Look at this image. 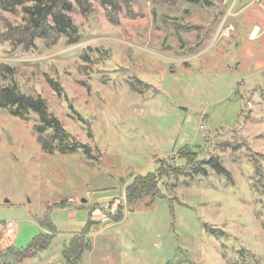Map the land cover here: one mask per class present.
Returning a JSON list of instances; mask_svg holds the SVG:
<instances>
[{"label":"rangeland","instance_id":"1","mask_svg":"<svg viewBox=\"0 0 264 264\" xmlns=\"http://www.w3.org/2000/svg\"><path fill=\"white\" fill-rule=\"evenodd\" d=\"M207 1L133 0L134 18L116 25L94 2L90 15L71 14L78 45L0 46L15 69L0 84L42 97L91 151L50 155L36 116L0 110V223L18 230L0 235V264H67L90 219L83 264H264V0ZM22 16L0 11V32ZM149 173L159 197L129 207L126 187ZM41 232L49 247L20 259Z\"/></svg>","mask_w":264,"mask_h":264},{"label":"trees","instance_id":"2","mask_svg":"<svg viewBox=\"0 0 264 264\" xmlns=\"http://www.w3.org/2000/svg\"><path fill=\"white\" fill-rule=\"evenodd\" d=\"M182 1L192 5L210 4L207 0ZM94 2L100 4L106 12L109 22L114 25L119 23L122 15L128 18L135 16L133 0H0L1 12L13 15L22 14L24 22L23 25L15 27L8 25L5 32H0V46L11 43L22 46L25 50H30L36 47V41H42L50 47L57 45L61 39L66 40L69 46L78 45L81 43L82 37L75 29L71 14L77 9L84 16L90 15L94 12ZM83 58L87 60V57ZM14 73L15 69L0 63L2 76H14ZM48 82L61 96L62 87L60 84L53 80ZM0 110L8 111L11 116L22 121L28 120L31 116H36L38 124L35 125L34 132L38 144L46 153L66 155L82 152L90 158V149L73 140L59 119L49 111L48 104L42 97L27 95L20 91L15 84L11 86L0 84ZM80 120L82 121L81 118ZM227 144L232 143H224V145ZM180 153L181 158L186 160L187 164L196 162L197 154L192 152L190 148H183ZM206 164L217 174L228 175L217 159L212 158ZM171 171L174 174H187L179 169H172ZM198 171L200 170L195 169L193 172L198 173ZM164 175H168V173ZM186 176L190 177L189 175ZM159 194L158 177L153 173L135 178L134 182L126 187V200L131 208H134L139 201L146 197L153 203ZM109 218H112L116 223L120 222L124 218L123 211L120 208L116 215L109 216ZM95 224L90 219L82 233L74 237L70 246L65 248L63 254L67 264H83V255L92 251L88 236L92 233ZM39 225L47 232L56 230L47 219L45 221L40 220ZM47 232L39 233L25 249L18 251L20 259L33 257L38 251L46 250L54 237ZM208 232L214 234L212 230Z\"/></svg>","mask_w":264,"mask_h":264},{"label":"built area","instance_id":"3","mask_svg":"<svg viewBox=\"0 0 264 264\" xmlns=\"http://www.w3.org/2000/svg\"><path fill=\"white\" fill-rule=\"evenodd\" d=\"M15 224L13 221H5L0 223V235L2 236H13L15 234Z\"/></svg>","mask_w":264,"mask_h":264},{"label":"crops","instance_id":"4","mask_svg":"<svg viewBox=\"0 0 264 264\" xmlns=\"http://www.w3.org/2000/svg\"><path fill=\"white\" fill-rule=\"evenodd\" d=\"M17 233H18V230H17V228H16V230H15V234H14L13 236H10V237L13 238L14 236L17 235ZM12 242H14V241L12 240Z\"/></svg>","mask_w":264,"mask_h":264},{"label":"water","instance_id":"5","mask_svg":"<svg viewBox=\"0 0 264 264\" xmlns=\"http://www.w3.org/2000/svg\"><path fill=\"white\" fill-rule=\"evenodd\" d=\"M84 202V201H83Z\"/></svg>","mask_w":264,"mask_h":264}]
</instances>
